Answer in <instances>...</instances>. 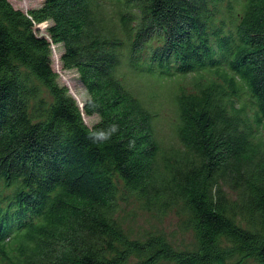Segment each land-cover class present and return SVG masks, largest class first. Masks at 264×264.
Here are the masks:
<instances>
[{
    "label": "trees",
    "instance_id": "obj_1",
    "mask_svg": "<svg viewBox=\"0 0 264 264\" xmlns=\"http://www.w3.org/2000/svg\"><path fill=\"white\" fill-rule=\"evenodd\" d=\"M138 73H194L180 145L161 146ZM122 200L176 213L193 241L132 236ZM0 264H264V0H0Z\"/></svg>",
    "mask_w": 264,
    "mask_h": 264
},
{
    "label": "rangeland",
    "instance_id": "obj_2",
    "mask_svg": "<svg viewBox=\"0 0 264 264\" xmlns=\"http://www.w3.org/2000/svg\"><path fill=\"white\" fill-rule=\"evenodd\" d=\"M11 2L15 7L28 11L41 6L43 0H11ZM48 24V22H44L39 25L41 33H47ZM63 52V44H52V60L54 69L58 73V81L62 85L68 86L70 93L82 106L88 98V91L76 69L63 67L61 60ZM193 74L161 77L157 74L138 73L129 76L132 89L143 99L147 108L158 112V116L154 120L156 136L165 149L171 145H180L175 131L178 119L176 95L181 89H193ZM151 98L154 99L147 101ZM84 118L90 126H93L100 119L98 115H85ZM117 182L122 186L121 181L117 180ZM121 207L120 215L126 220L125 225L134 237H142L149 230L160 229L179 247H185L193 241L192 232H185L181 229L179 217L174 212L159 219L150 212L139 209L138 204L135 202L122 200Z\"/></svg>",
    "mask_w": 264,
    "mask_h": 264
},
{
    "label": "clouds",
    "instance_id": "obj_3",
    "mask_svg": "<svg viewBox=\"0 0 264 264\" xmlns=\"http://www.w3.org/2000/svg\"><path fill=\"white\" fill-rule=\"evenodd\" d=\"M119 130V125L117 123H112L107 128H101L97 130L90 131V137L96 142H103L109 140L114 133Z\"/></svg>",
    "mask_w": 264,
    "mask_h": 264
},
{
    "label": "water",
    "instance_id": "obj_4",
    "mask_svg": "<svg viewBox=\"0 0 264 264\" xmlns=\"http://www.w3.org/2000/svg\"><path fill=\"white\" fill-rule=\"evenodd\" d=\"M83 106V105H82Z\"/></svg>",
    "mask_w": 264,
    "mask_h": 264
}]
</instances>
